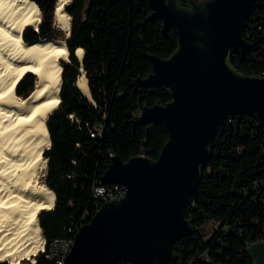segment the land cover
Returning a JSON list of instances; mask_svg holds the SVG:
<instances>
[{"label":"trees","instance_id":"trees-1","mask_svg":"<svg viewBox=\"0 0 264 264\" xmlns=\"http://www.w3.org/2000/svg\"><path fill=\"white\" fill-rule=\"evenodd\" d=\"M31 1L42 22L38 32L25 31L23 41L28 45L44 39L61 41L69 61L61 62L60 104L46 122L50 147L44 153L43 184L53 192L54 204L37 216L44 248L35 264H57L51 246L73 238L96 213L101 204L93 198V189L110 158L126 162L142 155L155 160L165 144L162 127L133 122L139 109L169 102L168 89L144 88L138 81L151 74L148 56L164 60L173 53L177 35L174 30L162 35L160 21H146L149 0H72L65 8L68 37L53 28L57 0ZM243 38L246 47L232 52V67L240 74L264 77V0L255 1ZM77 49L84 51L82 69L92 103L75 87ZM35 83L36 77L27 75L16 95L26 99ZM98 127L103 130L101 138H90ZM185 217L193 234L172 247L170 264H186L196 254H207L212 263L252 264L247 249L264 241V124L254 117L227 120L215 136L211 159ZM213 222L220 227L206 240Z\"/></svg>","mask_w":264,"mask_h":264},{"label":"water","instance_id":"water-1","mask_svg":"<svg viewBox=\"0 0 264 264\" xmlns=\"http://www.w3.org/2000/svg\"><path fill=\"white\" fill-rule=\"evenodd\" d=\"M255 1L149 0L146 21H160L162 35L174 30L177 44L167 59L148 56L151 74L138 85L164 87L170 100L142 108L133 124L160 126L167 140L155 160L110 158L100 182L124 187V195L104 202L78 229L63 264H170L172 247L193 234L185 213L218 131L235 116L264 124V77L231 64L232 51L246 47ZM247 254L252 264H264V241Z\"/></svg>","mask_w":264,"mask_h":264},{"label":"bare ground","instance_id":"bare-ground-1","mask_svg":"<svg viewBox=\"0 0 264 264\" xmlns=\"http://www.w3.org/2000/svg\"><path fill=\"white\" fill-rule=\"evenodd\" d=\"M71 1L57 0L54 8V25L64 35ZM39 15L31 0H0V262L8 264H35L44 248L37 216L52 209L55 199L41 178L50 147L46 122L60 104L61 62L68 51L61 41H23L25 31L38 28ZM75 58L81 63L84 51L77 49ZM29 74L36 77L35 87L21 99L16 88ZM75 87L92 102L80 64Z\"/></svg>","mask_w":264,"mask_h":264},{"label":"built area","instance_id":"built-area-1","mask_svg":"<svg viewBox=\"0 0 264 264\" xmlns=\"http://www.w3.org/2000/svg\"><path fill=\"white\" fill-rule=\"evenodd\" d=\"M245 44H246V42H245ZM258 77H260V76H258ZM140 112H141V109H139L137 111L138 117L140 116ZM102 132H103L102 127H98L96 129H94L92 132H90L89 136H90V138H101ZM124 191H125V189L122 186H119V185H103L100 182L99 185L93 189V195L92 196L94 199L98 200L99 203L102 205V203H104V202L112 201V200H115V199L122 197L124 195ZM101 205H99L97 207L96 211L100 208ZM189 205H190V203H189ZM189 205H188V207H189ZM219 227H220L219 223H215V222L211 223L208 227L209 231H208L205 239L209 240L212 232L217 231L219 229ZM74 236H73V238H65L62 240L55 241L54 244H52L51 250H50L52 253L51 256L58 258L57 262H56L57 264H63L64 263V259L67 256L68 252L70 251V249L73 245ZM42 252H43V250H42ZM171 260H172V258H171ZM199 261L204 262V264H218L216 262L212 263L210 261V259L208 258L207 254H201V255L196 254V255L192 256L186 264H195L196 262H199ZM120 264H125V263H120Z\"/></svg>","mask_w":264,"mask_h":264},{"label":"rangeland","instance_id":"rangeland-1","mask_svg":"<svg viewBox=\"0 0 264 264\" xmlns=\"http://www.w3.org/2000/svg\"><path fill=\"white\" fill-rule=\"evenodd\" d=\"M39 17H40V19H39V23H40V21L42 22V14L40 13V15H39ZM39 25V24H38ZM38 27V26H37ZM53 28L55 29V31H58V32H60L62 35H64V33H62L61 31H59L55 26H53ZM29 29H32V28H29ZM64 36H66V35H64ZM69 61L67 60V61H63V63H68ZM45 174H46V171H45V173H44V175H43V177L41 178V183H43V179H44V176H45ZM38 256V255H37ZM35 259V258H34ZM5 262V261H4ZM7 263V262H6ZM24 263L25 264H29L27 261H24Z\"/></svg>","mask_w":264,"mask_h":264}]
</instances>
